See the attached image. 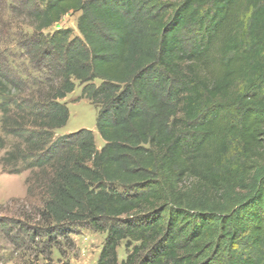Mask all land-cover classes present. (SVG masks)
Masks as SVG:
<instances>
[{
  "label": "trees",
  "instance_id": "1",
  "mask_svg": "<svg viewBox=\"0 0 264 264\" xmlns=\"http://www.w3.org/2000/svg\"><path fill=\"white\" fill-rule=\"evenodd\" d=\"M21 3L37 76L0 54V128L18 140L0 148L38 173L36 232H105L96 264H264V0ZM70 12L79 35L44 34ZM75 81L100 148L89 129L54 138Z\"/></svg>",
  "mask_w": 264,
  "mask_h": 264
},
{
  "label": "rangeland",
  "instance_id": "2",
  "mask_svg": "<svg viewBox=\"0 0 264 264\" xmlns=\"http://www.w3.org/2000/svg\"><path fill=\"white\" fill-rule=\"evenodd\" d=\"M22 3L21 0H0V24L10 25L9 32L1 33L0 30V54L4 52L10 67L18 75L37 76V71L30 66L18 45L20 35H31L33 31L25 14L21 13ZM78 16L79 12L64 15L44 34L69 28L72 35H79L76 27ZM99 82L94 80L95 84ZM81 89L82 85L75 81L74 90L60 100L67 106L69 117L63 127L54 130V138L82 128L89 129L94 134L96 147L100 148L103 140L95 125L97 107L81 95ZM0 135L2 140H6L9 150L18 142L11 136L4 138L1 128ZM6 149L0 148V264H96L105 232L94 231L86 224L71 225L65 235L45 237L36 232L42 227L36 213L43 197L35 179L38 173L36 169L27 167L28 160H19V172L11 171L13 163L7 166L2 163ZM124 243L122 241L117 248L119 261L126 255Z\"/></svg>",
  "mask_w": 264,
  "mask_h": 264
}]
</instances>
